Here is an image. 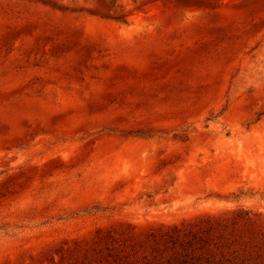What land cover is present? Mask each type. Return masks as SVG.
<instances>
[{
	"label": "rangeland",
	"instance_id": "1",
	"mask_svg": "<svg viewBox=\"0 0 264 264\" xmlns=\"http://www.w3.org/2000/svg\"><path fill=\"white\" fill-rule=\"evenodd\" d=\"M0 264H264V0H0Z\"/></svg>",
	"mask_w": 264,
	"mask_h": 264
}]
</instances>
